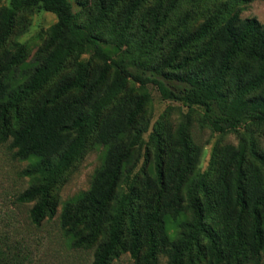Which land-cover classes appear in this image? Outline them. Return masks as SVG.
Wrapping results in <instances>:
<instances>
[{
	"label": "trees",
	"instance_id": "16d2710c",
	"mask_svg": "<svg viewBox=\"0 0 264 264\" xmlns=\"http://www.w3.org/2000/svg\"><path fill=\"white\" fill-rule=\"evenodd\" d=\"M118 1L108 0L107 9ZM142 1L128 0L126 21ZM224 1L193 31L178 35L170 56L156 67L123 58L119 43L105 46L95 23H77L69 0H9L0 6V49L19 12L56 18L27 78L17 69L21 51L0 55V140L10 138L15 159H39L22 171L30 184L15 199L34 202L31 224L44 220L51 189L88 139L104 149L89 191L66 204L59 217L72 247L98 245L90 264H111L119 247L133 264H159L158 255L167 264L262 263L264 155L251 151L255 162L247 164L242 143L227 146L210 191L201 183L192 187L193 147L188 123L181 122L168 133L166 151H157L154 174L137 182L138 120L150 95L117 97L128 82L143 89L150 85L164 100L199 109L213 132L264 125V23L240 17L250 0ZM167 14L158 20L151 7L145 17L156 32ZM194 46L175 65L189 71H164ZM91 59L98 63L91 65ZM67 64L70 69L63 71ZM0 264H17L16 254L3 243Z\"/></svg>",
	"mask_w": 264,
	"mask_h": 264
},
{
	"label": "rangeland",
	"instance_id": "374dc122",
	"mask_svg": "<svg viewBox=\"0 0 264 264\" xmlns=\"http://www.w3.org/2000/svg\"><path fill=\"white\" fill-rule=\"evenodd\" d=\"M69 1L77 23H95V34L100 36L105 46L110 48L111 43H119V53L123 58H132L136 63L152 67L161 65L170 56V48L178 35L193 31L225 2L173 0L170 6V0H143L133 16L126 21L128 17L125 9L128 0H119L110 9H107L108 0H102L101 3L99 0ZM8 3L9 0H3L0 6H7ZM151 7L156 8L158 20L168 11L156 32L145 17L146 11ZM240 17L255 18L264 23V0H250L242 8ZM55 21V16L47 12L23 11L17 14L13 31L0 49V55L7 51L12 57L21 51L17 69L24 78L38 64L36 53ZM196 48L194 46L183 51L177 61L164 68V71L177 74L189 71V68L181 70L175 65L183 55ZM96 63L98 61L91 59V65ZM69 67L67 64L63 71L69 70ZM53 83L54 80L50 82ZM144 91L150 95V101L143 107L138 120L142 137L137 145L140 159L134 171L137 182L154 174L157 151H166L168 133L181 122L188 123L187 136L193 147V152H190L193 160L188 174L192 187L201 183L210 191L227 146L237 148L242 143L247 164L255 162L251 151L264 155V125L246 124L237 132H213L204 124L199 109L164 100L157 89L150 85L143 89L128 82L124 92L117 97L126 95L132 98ZM9 145L10 138L6 141L0 140V243L7 245L16 254L17 264H90L98 245L81 249L72 247L73 238L61 227L59 217L66 204L76 203L89 191L95 170L101 165L104 156L103 147L93 143L92 138L88 139L79 156L56 180L50 192V209L41 224L35 226L29 220V210L34 202L17 204L15 199L30 184L29 179L22 176V171L39 159H15ZM161 155L166 158L164 154ZM196 193L199 197V188ZM125 242L124 237L122 243ZM200 243L203 245L206 241L202 239ZM158 260L159 264H167V258L163 255H158ZM111 264L133 263L129 254L119 247ZM261 264H264V253Z\"/></svg>",
	"mask_w": 264,
	"mask_h": 264
}]
</instances>
